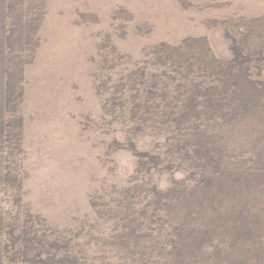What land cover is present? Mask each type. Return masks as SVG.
I'll use <instances>...</instances> for the list:
<instances>
[{"label": "rangeland", "instance_id": "rangeland-1", "mask_svg": "<svg viewBox=\"0 0 264 264\" xmlns=\"http://www.w3.org/2000/svg\"><path fill=\"white\" fill-rule=\"evenodd\" d=\"M0 35V249L30 241L10 255L116 264L110 238L176 232L162 192L263 164L264 0H0ZM251 221L264 235V206Z\"/></svg>", "mask_w": 264, "mask_h": 264}, {"label": "trees", "instance_id": "trees-1", "mask_svg": "<svg viewBox=\"0 0 264 264\" xmlns=\"http://www.w3.org/2000/svg\"><path fill=\"white\" fill-rule=\"evenodd\" d=\"M3 36L0 35V38ZM3 46L0 40V55L4 52ZM174 63L177 65V62ZM228 85L223 81L221 89H226V98L229 96L236 101L229 108L240 109L247 103L243 85H232L233 88L229 93ZM179 97L169 104L168 110L176 111L169 114L176 117L181 115L184 121L178 118L177 120L180 123H188L191 116L185 115L184 111L183 114L178 111L179 102L187 98ZM150 109L146 106L145 99L144 101L135 99L134 114L149 113ZM140 120L144 124L150 118L142 117ZM257 157L260 158L258 155ZM262 162L263 164L249 161L232 164L227 169L217 171L218 178L217 175H212L206 180L207 184L196 180L195 187H190L185 182H177L180 186L162 192L160 198L163 197L165 201L163 221L167 224L174 222L176 232L169 234L163 241L151 243L141 242L134 236L126 238L119 235L120 238L116 236L110 238L106 244L115 251L116 264H255L258 262L260 255L264 253V235L260 233L259 226L252 223L251 217L257 209L264 206V160ZM157 189L154 187V191ZM232 203L235 205L231 206ZM196 205L197 209L194 210ZM241 206L243 207L240 208ZM184 208L187 210L181 213ZM212 209L216 210L215 213ZM233 215H236V218ZM186 228H191L189 233ZM7 235L13 238V232ZM6 239L7 241L3 239L4 246L0 249V264H13L11 263L13 258L19 259L21 264H30L25 258L30 254V241L27 238L20 240L18 238L14 242L9 238ZM229 239L235 240V249ZM243 239L249 241L240 251L239 243ZM19 241L26 243L19 244L22 251L20 253L25 259L8 254L15 249V242ZM44 241L48 242L45 235ZM188 241L192 244V255L185 250ZM45 246L43 243L44 252H46ZM65 254L69 264H79V261H84V258H77L70 253Z\"/></svg>", "mask_w": 264, "mask_h": 264}]
</instances>
